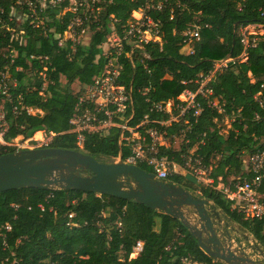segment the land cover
Listing matches in <instances>:
<instances>
[{"label": "trees", "instance_id": "1", "mask_svg": "<svg viewBox=\"0 0 264 264\" xmlns=\"http://www.w3.org/2000/svg\"><path fill=\"white\" fill-rule=\"evenodd\" d=\"M15 1L0 0V65L5 60L1 49L9 33L26 34L24 41L12 40L17 56L10 67L15 81L9 88L11 99L2 102L5 138L26 139L39 130L52 132L50 147L79 150L100 162H112L118 155L124 159L130 149L119 144L117 127L106 135L88 133L83 147L77 146L75 135L67 132L76 100L71 85L76 81L80 85L90 83L101 72L103 59L97 58L101 43L109 33H122L132 11L153 3L147 14L159 22L161 35L160 43L144 45L147 58L136 51L132 60H123L120 81L132 88V126L145 114L152 119H167V113L151 109L152 105L176 102L183 89H195L198 74L208 73L217 60L237 57L243 50L242 27L256 24L264 29V0H87L76 12L64 11L71 0L55 4L45 0L44 7L36 4L33 16L24 7L19 12L25 15L19 19L12 15ZM158 2L160 8L156 7ZM77 14L83 18L82 26L90 31L88 42L66 39L59 45V38ZM194 23L200 24L199 39L192 40V51L186 52L182 49L186 44L183 32ZM246 51L245 61L217 70L210 82L223 111L205 107L197 117L187 113L188 124L182 119L151 125L169 136H179L181 129L189 127L184 133L189 145L203 141L196 153L210 166L211 183L197 184L193 177L176 173L164 180L211 200L264 249V216L246 217L217 189L219 183L233 188L235 182L251 177L244 167V157L264 149V34L250 41ZM31 55L40 59H31ZM17 66L21 69H15ZM39 71L45 74L43 89ZM21 105L38 108L41 113L31 114L25 109L12 112L14 106ZM225 118L230 126L223 133L221 122ZM34 137L39 138L40 133ZM172 141L168 147H160V153L182 163L180 155L185 146L182 142L175 148ZM7 152L12 150L0 147V155ZM139 166L153 171L145 164ZM258 191L264 198V175ZM6 223L10 225L8 230L4 229ZM137 242L142 243L141 250L132 256ZM0 264L224 263L201 249L177 218L145 204L76 189L20 187L0 192Z\"/></svg>", "mask_w": 264, "mask_h": 264}, {"label": "built area", "instance_id": "2", "mask_svg": "<svg viewBox=\"0 0 264 264\" xmlns=\"http://www.w3.org/2000/svg\"><path fill=\"white\" fill-rule=\"evenodd\" d=\"M58 1L49 0L48 4H55ZM99 1L90 0L91 3ZM86 2L87 0H71L69 6L64 8V11L76 12L77 8L86 5ZM37 3H39V7L46 5L45 0H16L13 5L12 15H15L16 11L19 12L26 7L30 11V16H33V14L37 13ZM153 6V3H148L132 11L131 19L123 26L122 33H109L101 43L100 53L97 55V58L103 59V68L99 74L92 77L90 83L80 85L75 91L76 100L69 118L70 127L67 132L75 135L77 146L82 148L86 134L106 135L112 127H117L119 129V144H124L130 149L127 157L121 158L124 162L138 166L139 164L150 166L156 178L161 180L166 179L172 173L184 175L183 171H187V174L193 176L195 179L211 183L212 180L209 177L210 166L205 165L202 157L196 153L198 145L203 141L200 140L189 145V138L184 137L185 130L189 127L181 129L179 136H169L165 131H160L156 126L151 124L156 123L162 126L171 122H178L182 119L184 124H188V121L185 119L186 114L190 113L191 116L197 117L205 107L223 111L218 99L213 96L210 82L217 70H221L235 61L241 62L246 60L247 47L250 45V41L253 42L256 38L254 35H250L253 37L249 36L248 39L247 29L256 24L241 28L240 41L243 44V50L237 57L228 56L217 60L213 69L208 73L198 74L194 80L195 89H183L177 96L176 102L168 100L165 103L152 105L151 109L167 113L169 115L167 119H152L149 114H145L136 125L132 126L129 124L133 113L132 88L120 81L124 68L123 60H132L136 51H139L142 58H147L148 54L144 51V45L149 42H161L159 22L153 20L147 14V9ZM156 7L160 8L161 3L158 2ZM22 14L25 15L24 13ZM41 23L42 20H39V24ZM82 25L83 18L79 14L72 17L67 25V30L59 38L58 44L61 45L66 39L71 40L73 43H82L78 39L80 32L84 29ZM0 26H2L1 18ZM199 30V23L191 25L190 28L183 32V41L188 44L192 40L199 39ZM3 36H6V33H3ZM24 39H26L25 33H9L8 42L1 49V55L5 60L0 65V147L4 151L11 149L12 152H15L22 149L50 147L49 143L54 136L52 132L47 133L44 130H39V138L34 137L36 132L26 139H23L21 136L10 139L5 138L7 123L2 102L5 99H11L9 88L15 81L11 77L10 67L17 56V49L14 48L12 40L20 42L24 41ZM191 51L190 48L188 52ZM30 58L40 59V57L34 55H31ZM15 69L20 70L21 67L17 66ZM38 77L43 79V89L46 85L45 74L39 71ZM146 90L147 88L144 89V91ZM40 94H42V90H40ZM23 109L31 114L41 113V110L38 108L23 105L20 107L14 106L12 112L17 114ZM176 137H181V143L183 142L185 146L180 155L182 163L168 159L160 153V147H168L170 139ZM119 157L120 155L116 158L118 159ZM244 162L246 164L245 168L251 174V177L235 182L233 188L223 185L217 187V189L222 191L225 197L232 202V206L246 217L261 218L264 216V198L259 193L258 187L264 175V149L247 155ZM71 216L72 214H69V217ZM4 229H10V225L6 223ZM141 244V242H137L131 254L132 256L139 253Z\"/></svg>", "mask_w": 264, "mask_h": 264}, {"label": "water", "instance_id": "3", "mask_svg": "<svg viewBox=\"0 0 264 264\" xmlns=\"http://www.w3.org/2000/svg\"><path fill=\"white\" fill-rule=\"evenodd\" d=\"M20 187L76 189L134 200L177 218L216 261L264 264V249L253 236L246 245L235 243L221 210L211 200L157 179L121 156L118 161L100 162L79 150L54 147L1 154L0 192ZM244 238L249 239L246 234Z\"/></svg>", "mask_w": 264, "mask_h": 264}, {"label": "rangeland", "instance_id": "4", "mask_svg": "<svg viewBox=\"0 0 264 264\" xmlns=\"http://www.w3.org/2000/svg\"><path fill=\"white\" fill-rule=\"evenodd\" d=\"M15 15H16V17L19 19V18H21L20 17V15H21V13L20 12H18V11H16L15 12ZM247 33H248V39H249V36L250 35H254L255 37L257 36V35H262V34H264V29H263V27L261 26V25H255V26H251V27H249L248 29H247ZM89 37H90V31L88 30V28L86 27H84V29L80 32V34H79V37H78V39H79V41L80 42H82V43H87L88 42V40H89ZM191 48V43H188V44H185L184 45V48H182L184 51H189V49ZM62 80H63V78H62ZM64 81V80H63ZM72 88H73V90L74 91H76L79 87H80V84L76 81V82H74L72 85ZM229 126H230V123H229V120L227 119V118H225V119H223V121L221 122V127H222V132L223 133H226V131H227V129L229 128ZM181 144V137H176V138H174V141H173V146L175 147V148H178V146ZM246 159V156L244 157V160ZM114 161H118V159L116 158V159H114ZM246 164H245V162H244V166H245ZM246 167V166H245ZM186 173V174H185ZM183 176H185V175H189V174H187V171L185 172V171H183ZM189 176H191V175H189ZM204 176H206V175H204ZM203 176V178H205ZM191 177H193V176H191ZM194 178V177H193ZM194 180H195V183H202V182H204L205 184L206 183H209V181L208 182H206V181H204V180H197V179H195L194 178ZM229 181H231L230 179H229ZM221 186H223L222 184H218L217 185V187H221ZM224 186H226V185H224ZM233 207V206H232ZM243 231V230H242Z\"/></svg>", "mask_w": 264, "mask_h": 264}, {"label": "crops", "instance_id": "5", "mask_svg": "<svg viewBox=\"0 0 264 264\" xmlns=\"http://www.w3.org/2000/svg\"><path fill=\"white\" fill-rule=\"evenodd\" d=\"M37 132H39V131H37ZM173 141H174V139H173ZM173 141H172V146H173ZM219 184L224 185L223 183H219ZM221 219L223 222L228 223V226L230 229L229 231L231 232L232 239L235 241V243H242L243 245H246L248 242L252 241V235L250 233L242 231L236 223L232 222L231 220H228V218L223 213H221ZM245 234L248 235V238H249L248 240H246L244 238Z\"/></svg>", "mask_w": 264, "mask_h": 264}]
</instances>
